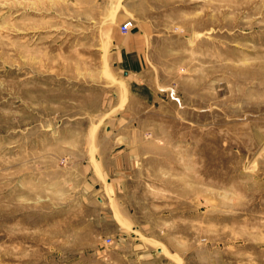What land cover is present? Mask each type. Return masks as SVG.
<instances>
[{"label": "rangeland", "instance_id": "obj_1", "mask_svg": "<svg viewBox=\"0 0 264 264\" xmlns=\"http://www.w3.org/2000/svg\"><path fill=\"white\" fill-rule=\"evenodd\" d=\"M134 241L264 264V0H0V264Z\"/></svg>", "mask_w": 264, "mask_h": 264}, {"label": "crops", "instance_id": "obj_2", "mask_svg": "<svg viewBox=\"0 0 264 264\" xmlns=\"http://www.w3.org/2000/svg\"><path fill=\"white\" fill-rule=\"evenodd\" d=\"M124 39V48L123 53L126 54H132L133 52L137 53V50H139L138 48H134L132 49L130 44L134 43V41L137 39L135 38V36L133 35V33H129L128 36H123ZM121 49V48H120ZM119 50L118 47L114 48V51L117 53V51ZM122 55V54H121ZM136 60V61H135ZM133 62V68L129 71L124 72L125 76H132V77H136V74L139 72L137 69L140 67V60L139 58L135 59ZM122 246H124V244H122ZM162 252L161 249H157V253H155L154 251L151 252L150 248L143 243H140L138 241H134L133 244L129 245L128 248V253L130 256L134 257V259L140 263V264H145V263H150L153 261H157L160 257V253ZM156 254V255H154Z\"/></svg>", "mask_w": 264, "mask_h": 264}, {"label": "built area", "instance_id": "obj_3", "mask_svg": "<svg viewBox=\"0 0 264 264\" xmlns=\"http://www.w3.org/2000/svg\"><path fill=\"white\" fill-rule=\"evenodd\" d=\"M133 27L130 21L123 22L120 27L119 31L121 34H129L132 31ZM110 240L107 239L106 242H109Z\"/></svg>", "mask_w": 264, "mask_h": 264}, {"label": "water", "instance_id": "obj_4", "mask_svg": "<svg viewBox=\"0 0 264 264\" xmlns=\"http://www.w3.org/2000/svg\"><path fill=\"white\" fill-rule=\"evenodd\" d=\"M135 32H136V29H133V30H132V33H135Z\"/></svg>", "mask_w": 264, "mask_h": 264}]
</instances>
